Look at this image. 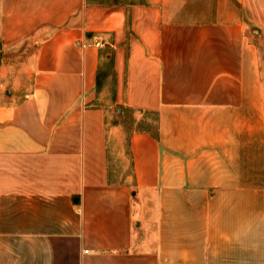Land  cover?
<instances>
[{
    "label": "crops",
    "instance_id": "crops-1",
    "mask_svg": "<svg viewBox=\"0 0 264 264\" xmlns=\"http://www.w3.org/2000/svg\"><path fill=\"white\" fill-rule=\"evenodd\" d=\"M0 52V264H264V0H0Z\"/></svg>",
    "mask_w": 264,
    "mask_h": 264
},
{
    "label": "rangeland",
    "instance_id": "rangeland-1",
    "mask_svg": "<svg viewBox=\"0 0 264 264\" xmlns=\"http://www.w3.org/2000/svg\"><path fill=\"white\" fill-rule=\"evenodd\" d=\"M2 56V53L0 52V57ZM18 84H23V83H15V86L17 87V85ZM14 85V84H13ZM8 88H11V87H8ZM120 111H115L114 113H113V116H114V118L117 120V119H119V116H120ZM126 122H127V124H130L131 123V127L132 128H134V126H135V120H134V118H133V115H130L127 119H126ZM141 124H138L137 126L139 127ZM149 125H151L152 127H153V124L152 123H149Z\"/></svg>",
    "mask_w": 264,
    "mask_h": 264
}]
</instances>
